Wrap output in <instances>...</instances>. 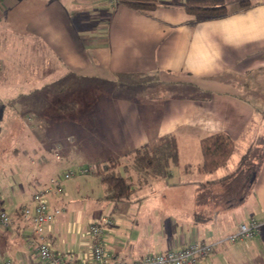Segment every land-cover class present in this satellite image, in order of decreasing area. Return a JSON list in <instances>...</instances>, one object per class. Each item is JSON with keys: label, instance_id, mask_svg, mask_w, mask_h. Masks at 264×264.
<instances>
[{"label": "crops", "instance_id": "crops-1", "mask_svg": "<svg viewBox=\"0 0 264 264\" xmlns=\"http://www.w3.org/2000/svg\"><path fill=\"white\" fill-rule=\"evenodd\" d=\"M187 1L158 0L153 9L137 10L120 0H0V180L3 170L14 176L12 195H0V208L11 215L10 224H0V261L45 264L31 243V221L18 211L52 178L109 157L118 159L120 172L125 158L133 163L146 143L172 134L179 164L166 178L172 181L167 191L192 180L201 188L232 173L224 172L236 169L253 140L264 136V0L245 7L224 0L228 13L207 19L190 14ZM67 100L78 103L75 112L62 111ZM219 132L237 138V152L226 166L203 174L200 141ZM192 158L200 165L196 178ZM157 179L142 178L140 187ZM255 180L254 205L244 215L261 223L254 237L228 240L243 219L223 235L206 228L199 237V227H210L199 223L218 214L197 220L175 190L180 209L174 214H152L147 193L133 198V211L125 214H134V225L177 227L181 234L166 241L148 231L124 246L118 230L126 216L110 215L106 247L113 258L131 260L205 238L214 248L199 264H264V161ZM104 195L95 173L63 180L62 192L50 196L62 213L42 235L50 249L89 259V227L104 216Z\"/></svg>", "mask_w": 264, "mask_h": 264}, {"label": "trees", "instance_id": "trees-1", "mask_svg": "<svg viewBox=\"0 0 264 264\" xmlns=\"http://www.w3.org/2000/svg\"><path fill=\"white\" fill-rule=\"evenodd\" d=\"M243 7L251 5L250 0H240ZM137 10H149L156 7L158 0H120ZM185 9L200 19L216 18L228 13L227 3L224 0H188ZM78 103L67 100L61 104L63 112H75ZM203 172H212L224 166L236 148L235 138L227 132H219L201 139ZM264 161V136H258L242 155L237 168L230 174L213 182L204 183L197 200L204 196L205 200H222L225 204L235 205L245 200L255 182L257 173ZM118 159L109 157L106 161L95 164V175L100 177L105 185L104 199L112 203L128 201L135 192L133 183L118 172ZM179 164V150L177 138L172 134L164 135L143 148L136 151L133 165L143 179L169 178L171 167ZM222 185L218 194L213 187ZM212 194V196H210ZM21 214V213H20ZM197 220H208L210 217L203 213H196Z\"/></svg>", "mask_w": 264, "mask_h": 264}, {"label": "rangeland", "instance_id": "rangeland-1", "mask_svg": "<svg viewBox=\"0 0 264 264\" xmlns=\"http://www.w3.org/2000/svg\"><path fill=\"white\" fill-rule=\"evenodd\" d=\"M251 3L254 2L255 0H250ZM228 5H230V3H227ZM237 141V138L236 140ZM240 143L241 140L239 141L238 139V144H239V148H240ZM13 146H10L9 148V152H8V156L9 158H13L14 157V153H13ZM237 152V151H235ZM192 164H191V168L189 169V172H191V178H196L197 176H200V173L198 172V167H200V165L195 164L194 163V159H191ZM226 166V165H224ZM223 166V167H224ZM189 167V166H188ZM121 169L120 173L124 176H127L129 179V182L133 183V187L136 189L135 193L132 194V199H130V203H126L127 201L124 202H120V204L122 205H118V207L113 208V204L112 202H103L102 205V209L104 210V216H109L110 215L115 219L117 217V215L119 216H126V220H127V225L123 226V227H118V235L119 237H121V240L124 241V246H128L129 244L127 243V240L130 238L131 244H132V240L136 241V240H140L141 239V235L142 234H146V232H149V235H157L158 237H160L162 240H166L169 239L171 237H176L179 234H181V232H179V229L176 227H165V226H158L155 225V227H143L139 224H135V216L133 215H126L125 213H128L127 211L132 210V208L129 207V204H133V198L136 197H140L142 194L147 193V198L150 199L149 205L151 207V212L152 214H159V213H164V214H174L175 212H177L180 208L179 203L174 199L173 197V191L178 190V193H180L179 195H181V200H182V209H189L192 208L193 210L197 211V213H203L208 215L209 213H217L218 214V219L211 221V222H200L199 225L202 224H207L210 227L204 226L203 227H199L201 229V233H199V237H204L201 235H204L206 233V228L207 230L212 228L213 230L219 231L221 233V235H223L224 233H227V228L228 226H230L232 223L233 224H238L242 219L243 222H247L249 219H245L244 215H248L249 211L251 209V205H254V202L252 203V196L254 195V184L252 185L251 189H250V193H249V197L247 196L245 198L244 201L237 203L235 205H228L225 204L224 202H222V200H219V202H216V199L212 198V200L214 201H210V200H205L204 196H202L200 198V201L197 200V196L198 194L201 192V188L199 185H197L196 183L193 182V180L186 185H182L181 187H174L172 190L168 189L171 185L168 186V182L170 181V183L172 182L170 179L167 182L166 178H161V179H157L155 180L153 186L150 187H140V182L139 180H142V176H140L139 172L137 171V169L134 167L132 161L128 158H125L123 161V164L120 166ZM223 170V169H222ZM225 170V169H224ZM235 168H232L230 170V168L228 169V172H224V173H230V171H234ZM203 172V171H202ZM203 174H205V172H203ZM78 176V175H75ZM74 177V176H73ZM141 178V179H140ZM256 181V180H255ZM14 182V176H11L10 174H8L6 172V170H3L2 172V179L0 180V195L3 197H10L12 195V188H11V184ZM174 185V184H173ZM215 193L218 194V192L220 193L222 190V185L221 184H217L213 187ZM30 191L33 192L34 191V187L31 186ZM167 195V196H166ZM210 196H212V194H210ZM213 197V196H212ZM128 208H130L128 210ZM157 208V209H155ZM244 212V213H243ZM86 215V213H84ZM254 214V213H253ZM80 217V214H76ZM255 215V214H254ZM102 217V216H101ZM101 217L99 218H95V221H99L101 219ZM247 217V216H246ZM254 218H256L255 216H253ZM79 219V218H78ZM257 219V218H256ZM113 220V219H112ZM133 225V226H132ZM113 226V225H111ZM109 226L106 231L111 227ZM190 229L186 228L183 230V233H189ZM199 230V229H198ZM203 230V232H202ZM144 232V233H143ZM217 232V234L219 233ZM219 233V235H220ZM258 234V233H257ZM140 235V236H139ZM210 235V234H208ZM216 235V233L214 234ZM226 235V234H225ZM207 236V235H206ZM211 236V235H210ZM200 239V240H199ZM198 240H204L207 241L205 238H199ZM25 240V239H24ZM211 240V239H210ZM1 241V239H0ZM208 242V241H207ZM129 247V246H128ZM1 250V247H0ZM150 252H162V250H151ZM1 251H0V258H1ZM126 257V256H125ZM125 259H130V257H126Z\"/></svg>", "mask_w": 264, "mask_h": 264}, {"label": "built area", "instance_id": "built-area-1", "mask_svg": "<svg viewBox=\"0 0 264 264\" xmlns=\"http://www.w3.org/2000/svg\"><path fill=\"white\" fill-rule=\"evenodd\" d=\"M95 167H80L76 170L67 171L63 179L52 178L50 184L38 189L34 194L31 204L22 206L18 212L30 220L33 235L31 243L36 249L38 257L45 264H199L200 260L207 257L213 251L214 244L207 241H196L178 249H168L162 252H149L145 255L131 260H118L113 258L112 253L106 247V229L113 225V220L109 216H103L99 221L93 222L89 227V235L92 239L91 257L81 258L75 253L60 254L53 251L49 243L44 239L45 228L55 221L56 217L62 213L59 207H52L50 196L62 192V181L75 175H86L94 173ZM11 215L6 210L0 208V224L7 226L10 224ZM261 223L254 217L247 222H243L228 240L235 243L239 240L251 238L259 233ZM0 264H15L11 259H4Z\"/></svg>", "mask_w": 264, "mask_h": 264}]
</instances>
